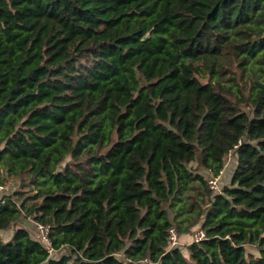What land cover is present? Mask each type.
Listing matches in <instances>:
<instances>
[{
	"label": "trees",
	"instance_id": "16d2710c",
	"mask_svg": "<svg viewBox=\"0 0 264 264\" xmlns=\"http://www.w3.org/2000/svg\"><path fill=\"white\" fill-rule=\"evenodd\" d=\"M0 185V264H264V0H0Z\"/></svg>",
	"mask_w": 264,
	"mask_h": 264
},
{
	"label": "rangeland",
	"instance_id": "374dc122",
	"mask_svg": "<svg viewBox=\"0 0 264 264\" xmlns=\"http://www.w3.org/2000/svg\"><path fill=\"white\" fill-rule=\"evenodd\" d=\"M234 165H235V157L233 153H229L225 159V166H224V173L220 175L219 177V184L224 185V184H228L231 173L234 169ZM12 185L10 187H8L7 189L9 190V192L14 191L17 188V184L16 183H11ZM221 185V186H222ZM7 190V192H8ZM14 226H25L26 228L29 229V231L31 232V234L35 237L38 238L40 241L47 243V239L45 238L46 236V231L45 229H43L42 227L36 225V222L31 218H25L22 217L20 220H18ZM13 227L0 231V237L3 240H8L12 234L13 231ZM197 228H193L191 230V232L184 238L185 242L187 244H189V242H191V240H193L195 232H196ZM48 245V244H47ZM248 250H252L250 247L247 248Z\"/></svg>",
	"mask_w": 264,
	"mask_h": 264
},
{
	"label": "built area",
	"instance_id": "2783aa9c",
	"mask_svg": "<svg viewBox=\"0 0 264 264\" xmlns=\"http://www.w3.org/2000/svg\"><path fill=\"white\" fill-rule=\"evenodd\" d=\"M223 171L224 170H221L219 173L223 174ZM219 177L220 176H211V175L207 177L208 186L213 192L220 190ZM1 189H2V186L0 185V190ZM38 225L40 227H42L40 224H38ZM45 238H46V236H45ZM204 238H205V232L201 228L197 229L195 232L193 241H200ZM169 240H170L171 246L183 244V241L181 240L178 232L176 231V229L174 227H171L169 229Z\"/></svg>",
	"mask_w": 264,
	"mask_h": 264
}]
</instances>
